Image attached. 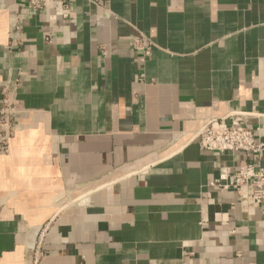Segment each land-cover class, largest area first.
<instances>
[{
	"label": "crops",
	"instance_id": "crops-1",
	"mask_svg": "<svg viewBox=\"0 0 264 264\" xmlns=\"http://www.w3.org/2000/svg\"><path fill=\"white\" fill-rule=\"evenodd\" d=\"M28 1L0 0V264L34 226V264H264V204L210 185L256 157L193 138L247 115L264 143V0Z\"/></svg>",
	"mask_w": 264,
	"mask_h": 264
},
{
	"label": "built area",
	"instance_id": "built-area-1",
	"mask_svg": "<svg viewBox=\"0 0 264 264\" xmlns=\"http://www.w3.org/2000/svg\"><path fill=\"white\" fill-rule=\"evenodd\" d=\"M28 9L32 11L53 10L63 20L69 18L71 13L70 7L61 0H29ZM45 41L50 42L49 35L45 37ZM139 46V41L132 43L134 49ZM101 54L106 57L107 50L102 48ZM149 54L150 52L147 50L145 56L148 57ZM13 114L14 109H2L0 112V152L2 154H7L9 150L11 126L8 117ZM248 119L247 115H236L230 117L229 122H227L226 118L215 119L210 117L193 135V138L207 152L217 154L244 152L254 155L257 161L256 165L239 168L233 173L227 170L210 185L222 190H229L238 197L242 190L250 189L252 202L257 206H262L264 204V168L260 161L264 153V143L248 127ZM260 131L259 128L256 129L257 133ZM42 232L43 229L38 236L35 253L39 247Z\"/></svg>",
	"mask_w": 264,
	"mask_h": 264
},
{
	"label": "water",
	"instance_id": "water-1",
	"mask_svg": "<svg viewBox=\"0 0 264 264\" xmlns=\"http://www.w3.org/2000/svg\"><path fill=\"white\" fill-rule=\"evenodd\" d=\"M211 118H213V117H211ZM215 119H217V118H215ZM65 194H66V196H64L60 200L58 207H62L65 203L68 202L69 199L74 200L77 197V196L74 197L73 192L67 191ZM78 194H79V192L77 194L75 193V195H78ZM42 229H43V226H34L28 230L26 243H25V264H34V253H35V249H36V243H37L38 236H39Z\"/></svg>",
	"mask_w": 264,
	"mask_h": 264
}]
</instances>
